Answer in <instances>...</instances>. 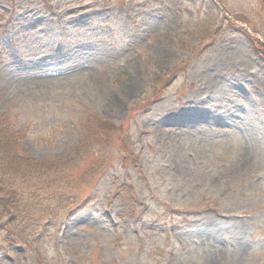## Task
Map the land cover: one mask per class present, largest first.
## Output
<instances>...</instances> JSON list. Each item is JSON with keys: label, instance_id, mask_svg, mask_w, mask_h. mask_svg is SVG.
Segmentation results:
<instances>
[{"label": "rangeland", "instance_id": "rangeland-1", "mask_svg": "<svg viewBox=\"0 0 264 264\" xmlns=\"http://www.w3.org/2000/svg\"><path fill=\"white\" fill-rule=\"evenodd\" d=\"M3 126L61 205L0 264H264V0H0Z\"/></svg>", "mask_w": 264, "mask_h": 264}, {"label": "trees", "instance_id": "trees-1", "mask_svg": "<svg viewBox=\"0 0 264 264\" xmlns=\"http://www.w3.org/2000/svg\"><path fill=\"white\" fill-rule=\"evenodd\" d=\"M89 128L80 141L83 143L86 139L90 147H97V152L105 150L112 134L119 130L96 118ZM0 130V252L4 253L13 245L24 248L36 241L43 232L41 223L57 218L54 210L61 202L55 206L46 202L54 200L52 190L57 177L50 173L55 163L44 167L24 158L12 140L17 130L4 126ZM122 143L124 149L126 143L124 140Z\"/></svg>", "mask_w": 264, "mask_h": 264}, {"label": "bare ground", "instance_id": "bare-ground-1", "mask_svg": "<svg viewBox=\"0 0 264 264\" xmlns=\"http://www.w3.org/2000/svg\"><path fill=\"white\" fill-rule=\"evenodd\" d=\"M219 75H218V78L220 79L219 81L221 82L224 78L221 79V72H217ZM224 77V76H223ZM214 83L215 84V87L214 89L212 90H209V95H208V102H216L214 100H212L210 97H215V95H213V91H217L218 89V84L220 83ZM212 88V87H211ZM212 100V101H211ZM243 113L244 115H246L244 118H247L249 122H245L244 125L246 128H243L244 131H246V129H252V127L250 126V124H253V125H256V122L253 120V117L250 113V111H245L243 110ZM224 117H227V116H224ZM239 126L236 124V128H234V130L238 131L239 130ZM242 138V136H241ZM241 141H238V139H231L229 142H228V145H230V150H231V154L233 155V158L235 159V161L241 163V166H248L249 162H250V159L252 158V155H251V151H249V148L247 146H245L246 142L244 141V139H241ZM249 141V139H248ZM243 143V144H241ZM243 145V146H242ZM200 154H202V152L200 151L199 152ZM255 158V157H254ZM181 167V166H180ZM180 170L181 168H177L175 169L176 173L180 174Z\"/></svg>", "mask_w": 264, "mask_h": 264}]
</instances>
